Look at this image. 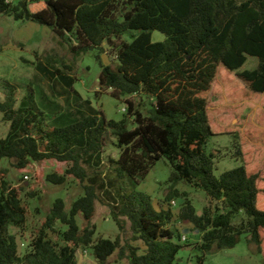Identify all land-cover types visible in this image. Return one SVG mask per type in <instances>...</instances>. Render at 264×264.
I'll return each instance as SVG.
<instances>
[{"label": "trees", "instance_id": "obj_1", "mask_svg": "<svg viewBox=\"0 0 264 264\" xmlns=\"http://www.w3.org/2000/svg\"><path fill=\"white\" fill-rule=\"evenodd\" d=\"M0 14L49 27L69 42L75 55L97 50L102 67L97 96L109 91L118 100L127 97L123 117L107 119L74 88L73 77L56 69L79 109L52 116L39 107L32 86L19 100L18 85L0 78L4 95L0 111L10 123L8 134L0 138V160L8 158L15 168L23 169L31 161L57 159L69 167L65 174L47 175L49 182L62 185L69 175L88 180L84 195L69 209L62 198L54 202L20 253L11 227L24 229L28 209L3 170L0 264H78L80 248H91L96 264H108L119 249L123 254L121 235L94 240L92 219L99 191L112 200L110 213L120 233L130 231L132 239L144 245L140 252L139 246L127 243L130 264H182L178 254L185 247L180 243L183 229L170 227L175 220L170 204L174 198L182 200L178 219L201 234L195 244L198 264L211 252L234 247L245 233L264 253V189L259 185L260 172L250 168L245 145L233 134L236 155L243 163L220 177L213 171V154L205 150L209 139L221 134L209 115V96L220 73L232 74L250 94L264 95V0H0ZM153 31L164 33L165 40L153 41ZM128 33L132 41L125 38ZM105 52L115 56L116 68L104 65ZM249 56L256 57L258 64L243 69ZM130 96L144 101L139 105ZM130 121L135 126L130 127ZM107 131L117 138L120 149L113 161L117 177L126 174L134 188L165 158L176 183L183 180L201 188L211 202L221 201L223 206L209 205L199 214L187 193L175 188L164 200L170 202L160 203L158 209L145 193L127 196L116 190L113 194L108 186L116 181L107 184L99 171ZM241 212L244 217L234 223ZM78 215L87 221L85 227L79 225ZM57 223L67 229L61 231ZM55 234L60 242L52 237Z\"/></svg>", "mask_w": 264, "mask_h": 264}, {"label": "rangeland", "instance_id": "obj_2", "mask_svg": "<svg viewBox=\"0 0 264 264\" xmlns=\"http://www.w3.org/2000/svg\"><path fill=\"white\" fill-rule=\"evenodd\" d=\"M128 41H132L131 34L125 35ZM166 35L160 31L152 32L153 41H163ZM98 51L91 50L81 55H75L70 50V44L58 36L49 27L32 22L16 20L12 16L0 15V78L8 79L18 85V99L20 100L28 86H32L35 92V100L39 107L53 116L55 113L76 111L79 107L75 102V95L70 87L56 69L75 79L74 88L80 92L83 99L92 101L94 107L101 109L107 119L120 120L126 108L125 98L118 100L109 91L102 92L97 96L99 90V77L102 71L101 64L96 58ZM109 65L117 67V60L114 55L107 52ZM258 64L256 57L249 56L243 69H253ZM209 115L215 129L221 133L212 136L205 150L207 154H213V171L217 177L224 172L240 166L243 161L236 155L235 137L245 145L250 168L259 171L261 174L260 187L264 189V95L255 96L243 86L232 74L220 73L217 77L213 90L209 96ZM140 105L144 100L137 96H130ZM4 95L0 91V101ZM148 106V102H145ZM146 113L148 110L142 107ZM81 110V109H80ZM82 110L86 111L85 108ZM133 127V121L129 122ZM10 129V123L3 120L0 111V138L5 137ZM232 133V134H231ZM105 147L103 151V164L100 167L101 179L109 184L110 179L116 181L114 186H108L113 194L117 192L130 196L134 192H142L150 196L151 206L158 209L167 195L175 189L186 192L194 206L202 214L204 207L212 205L223 206L221 201H210L206 192L186 181L180 180L176 183L173 180L174 169L171 163L163 158L159 160L150 170L147 177L134 188L131 180L126 174L120 177L114 170L116 164L113 162L119 157L120 149L117 146V138L110 131L105 133ZM259 157L255 159V154ZM69 163L57 159H49L41 162L31 161L26 168H15L10 159L0 160V173L6 171V177L12 187L16 188L23 197L28 209V220L24 229L11 227V232L17 234L19 251L24 253L32 236L42 226L46 216L50 213L54 202L62 198L67 209L80 196L84 195V185L73 175L67 177L62 185H56L47 180L50 173L65 174ZM176 204H172L175 213V220L170 227L180 230L189 229L190 224H185L178 219L181 209L180 199L174 198ZM264 202V197H261ZM110 198L99 191V198L96 201L95 215L92 224L96 226L94 240L100 237L115 240L121 235V249L117 250L108 260V264H130L129 248L127 243L139 246L140 252L144 245L139 240L132 239V233L127 231L121 234L117 223L111 216ZM170 202V201H169ZM169 202H164L169 203ZM170 205V206H171ZM244 214L241 212L234 217V223H239ZM78 223L81 227L87 225L83 215H78ZM58 229L66 230L67 227L57 223ZM192 227V224H191ZM183 231V230H182ZM187 241L180 243L185 247L179 251L178 259L182 264H198L197 256L199 251L195 244L201 240L199 232L185 234ZM60 242L59 234L52 236ZM264 238V237H263ZM264 246V239H263ZM264 248V247H263ZM78 264H96L97 261L92 255L91 248H80L77 251ZM203 264H264V253L260 252L258 245L252 240L251 235L245 233L234 247H226L207 255Z\"/></svg>", "mask_w": 264, "mask_h": 264}, {"label": "water", "instance_id": "obj_3", "mask_svg": "<svg viewBox=\"0 0 264 264\" xmlns=\"http://www.w3.org/2000/svg\"><path fill=\"white\" fill-rule=\"evenodd\" d=\"M102 59H103L104 65H109L106 55H103ZM181 201L182 200H180V202ZM199 214H200V212H199ZM197 231L199 232V230H197ZM189 232H192V230L191 229H183V231H182L183 234H186V233H189ZM179 261H181V259H179Z\"/></svg>", "mask_w": 264, "mask_h": 264}, {"label": "built area", "instance_id": "obj_4", "mask_svg": "<svg viewBox=\"0 0 264 264\" xmlns=\"http://www.w3.org/2000/svg\"><path fill=\"white\" fill-rule=\"evenodd\" d=\"M172 204L175 205V204H176V201L173 200V201H172ZM182 241H183V242H186V241H187V236H186L185 234H184L183 237H182Z\"/></svg>", "mask_w": 264, "mask_h": 264}, {"label": "crops", "instance_id": "obj_5", "mask_svg": "<svg viewBox=\"0 0 264 264\" xmlns=\"http://www.w3.org/2000/svg\"><path fill=\"white\" fill-rule=\"evenodd\" d=\"M1 16H4V15H2V14H0ZM191 227V225H189V229H191L190 228ZM185 229V228H184ZM192 231H195L196 233L198 232L197 230H192Z\"/></svg>", "mask_w": 264, "mask_h": 264}]
</instances>
